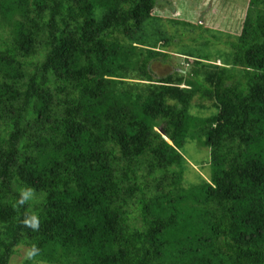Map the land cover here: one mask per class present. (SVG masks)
Listing matches in <instances>:
<instances>
[{"label":"trees","instance_id":"obj_1","mask_svg":"<svg viewBox=\"0 0 264 264\" xmlns=\"http://www.w3.org/2000/svg\"><path fill=\"white\" fill-rule=\"evenodd\" d=\"M162 1L0 0V264H264V0L239 33Z\"/></svg>","mask_w":264,"mask_h":264},{"label":"rangeland","instance_id":"obj_2","mask_svg":"<svg viewBox=\"0 0 264 264\" xmlns=\"http://www.w3.org/2000/svg\"><path fill=\"white\" fill-rule=\"evenodd\" d=\"M248 2L249 0H166V2H161V6L156 10L155 14L164 20L163 22L168 29H173L172 21L174 20L194 24L196 33L204 31L203 29H207V31L205 30L206 33L211 31L239 33ZM178 70L184 71L185 75L190 73V57L182 54H173L170 63L164 68L160 67L158 73L166 74L177 72ZM195 103L200 102L195 101ZM202 103L210 106V102ZM193 112L195 114L199 112L197 107L193 109ZM210 113L211 111L206 110L202 116H207ZM185 149L188 169L185 173L184 183L189 186L198 183L200 175L204 177L209 175L210 148L201 145L197 139H188ZM16 250L9 264H25L28 257L27 249L21 246L17 247ZM34 264L45 263L36 262Z\"/></svg>","mask_w":264,"mask_h":264},{"label":"clouds","instance_id":"obj_3","mask_svg":"<svg viewBox=\"0 0 264 264\" xmlns=\"http://www.w3.org/2000/svg\"><path fill=\"white\" fill-rule=\"evenodd\" d=\"M33 196L32 190L31 189H25L22 193V202H26L30 200ZM26 224L30 225L32 228L36 229L39 227V220L37 216L33 215L30 217V219L25 221ZM39 249L36 247H33L29 252H28V258L32 259L36 255H38Z\"/></svg>","mask_w":264,"mask_h":264}]
</instances>
